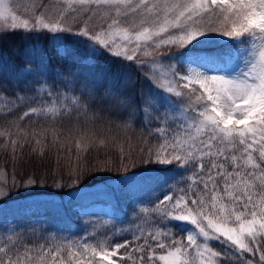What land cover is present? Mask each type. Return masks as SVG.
<instances>
[{
	"label": "snow or ice",
	"instance_id": "obj_1",
	"mask_svg": "<svg viewBox=\"0 0 264 264\" xmlns=\"http://www.w3.org/2000/svg\"><path fill=\"white\" fill-rule=\"evenodd\" d=\"M18 32L51 43L57 56L61 40L80 38L81 60L94 62L87 95L105 89L101 102L127 117L124 127L136 119L156 125L148 135L159 142L138 150L139 163L176 165L188 175L183 186L163 181L164 194L152 207L138 209L141 223L134 228L98 220L90 222L91 232L76 239L53 235L38 244L13 235L15 229L5 230L0 264H254L248 257L257 255V264H264V0H36L24 17L15 0H0V47ZM213 34L228 45L215 53L193 51L203 49ZM102 57H110L115 67L102 68ZM234 61L231 72L216 71ZM33 63L24 59L7 82L14 78L21 92H35L34 86L26 88L29 79L45 76L48 65L33 69ZM39 92L47 99L28 106L18 121L96 118L88 115L83 92L54 94L45 86ZM13 95L14 100L0 96L6 114L19 107L17 101L26 103L25 97ZM41 135L47 132H28L13 122L0 129V150L15 157L26 144L40 146ZM73 142L78 159L95 143L87 134ZM103 145L106 141L100 139ZM32 150L45 154L42 146ZM113 163L106 160L96 171H110ZM136 166L135 156L121 147L117 171L127 173ZM83 175L79 167L70 170L71 184ZM130 176L135 173L122 179ZM36 183L29 178L23 186ZM55 186L64 185L58 181ZM7 195L0 184V197ZM145 216L156 219L149 223ZM123 233L130 238L118 240Z\"/></svg>",
	"mask_w": 264,
	"mask_h": 264
},
{
	"label": "trees",
	"instance_id": "obj_2",
	"mask_svg": "<svg viewBox=\"0 0 264 264\" xmlns=\"http://www.w3.org/2000/svg\"><path fill=\"white\" fill-rule=\"evenodd\" d=\"M18 14L26 15L25 4L32 5L36 0H15ZM215 35V36H213ZM209 43L203 49H194V52H213L226 47L228 40L218 34H213ZM60 56L53 52V45L46 43L43 39L28 38L25 33H15L9 36L5 46L0 47V96L8 100H14L16 93L26 98V103L17 101V107L11 114H6L7 109L0 101V129L10 127L13 122L19 123L28 132H47L41 135V145L36 146L34 142L26 144L23 149H17L15 157L10 151L0 150V184H3L9 195L0 197V236L11 233L20 234L22 239L28 243H44L51 236L55 235L60 239H76L87 232H91L92 221L110 219L117 228H134L141 223V214L135 202L144 200L141 207H152L156 202V193L160 190L163 181L168 184L183 186L184 176L188 173L176 165H147L140 164L138 150L148 146L156 145L159 141L155 135L149 136V128L152 125H142L138 119L131 123L130 127H124L123 121L126 116L114 113V110L101 102L100 89L93 97L87 95L91 90L92 79L90 64L91 60L82 61L84 49L80 38L69 36L61 40L57 45ZM177 52L178 49H172ZM45 56L47 59L45 60ZM24 59H31L33 64L29 65L35 69L37 64L48 65L45 76L36 74L29 79L27 89L35 87L36 91L21 92L15 86V80L9 84L7 81L12 78L13 70L16 69ZM169 63L168 60L163 61ZM102 68H114L115 65L110 57L99 59ZM61 73L56 77L55 73ZM72 72L74 75L68 76ZM134 78L136 74H133ZM63 79L64 83L60 80ZM40 80L41 84L35 81ZM88 84L89 87L85 88ZM140 85L147 89L148 84L143 80ZM41 86L50 87L54 94L63 93L66 95L81 96L82 103L89 106V116L95 119H85L81 116L77 119L63 118L55 122L41 117H32L30 120L18 121V116L27 110L28 106H35V101L47 99L39 92ZM57 102L59 101V97ZM163 113L164 109L161 108ZM87 134L94 139L95 143L86 153H80L79 159L74 147L73 138ZM31 139V138H30ZM105 139L106 145L99 146V140ZM2 142V140H0ZM44 147L43 156L33 152V147ZM125 152H131L136 160V168H130L126 173L122 168L117 171L120 159V148ZM113 161L110 171H96V166L104 161ZM79 167L84 173L80 182L76 185L69 180V171ZM135 173L126 180L121 181L117 188H106L96 191L79 193L80 189L91 186L98 182L117 178ZM183 173V175H182ZM29 178L37 181L34 186H23ZM61 182L63 187H56V182ZM166 191V189H165ZM56 195L60 198L67 196L69 209L60 210L51 199L19 200L30 195ZM158 196H162L159 194ZM157 196V197H158ZM95 202H106L110 204L111 213L104 216L101 213L91 212L84 214L79 208L87 207ZM149 223H152L155 216H145ZM7 230V233L6 231ZM177 238L183 233H176ZM130 238L128 233H123L118 240ZM216 250H222V245L213 242ZM257 264V257H248Z\"/></svg>",
	"mask_w": 264,
	"mask_h": 264
},
{
	"label": "rangeland",
	"instance_id": "obj_3",
	"mask_svg": "<svg viewBox=\"0 0 264 264\" xmlns=\"http://www.w3.org/2000/svg\"><path fill=\"white\" fill-rule=\"evenodd\" d=\"M31 7L30 5H27L25 4L23 6L24 9H27ZM215 36V35H213ZM210 38H214L211 36L208 37V40ZM235 65V61L233 62L232 65L230 66H224L216 71H219L221 74H226V73H229L231 72V68ZM126 176V175H125ZM124 176H119L117 178H112V179H108V180H105V181H102V182H98L96 184H93L91 186H87V187H84L82 189H80L79 193H84V192H90V191H96V190H101V189H106V188H117L118 184L123 181L124 179H122ZM159 194H164L163 192H161L160 190L155 194L156 197L159 195ZM67 196L68 195H65L63 198H60L56 195H53V194H50V195H46V194H39V195H30V196H26L22 199H19V200H38V199H51V201L55 204V206L60 209V210H64L65 209H69V201H67ZM144 202L143 200H140L138 202H135V205L138 206V207H141L144 205ZM79 212L81 213H84V214H89L91 212H97V213H101L102 215L104 216H109L110 213H111V207H110V204L109 203H106V202H95V203H92L90 205H88L87 207H84V208H79ZM257 259H258V255L256 256Z\"/></svg>",
	"mask_w": 264,
	"mask_h": 264
}]
</instances>
